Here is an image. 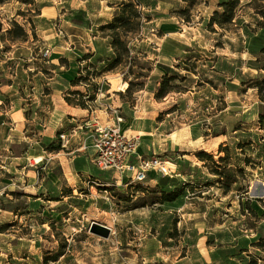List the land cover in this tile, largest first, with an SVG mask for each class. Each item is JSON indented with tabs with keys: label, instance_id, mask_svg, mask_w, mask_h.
I'll return each instance as SVG.
<instances>
[{
	"label": "rangeland",
	"instance_id": "obj_1",
	"mask_svg": "<svg viewBox=\"0 0 264 264\" xmlns=\"http://www.w3.org/2000/svg\"><path fill=\"white\" fill-rule=\"evenodd\" d=\"M127 1L140 14L126 34L129 57L76 89L89 111L122 118L120 130L140 137L142 159L165 161L171 174L152 172L146 181L157 176L159 186L136 188L91 163L83 185L71 191L64 159L54 157L62 149L59 135L51 128L40 134L39 110L54 127L61 82L77 66L100 69L113 57L108 31L100 27ZM219 1L191 8L184 0L0 5V264H264V250L255 247L264 239V122L258 121L264 85L255 87L264 79V19L250 0H240L231 25L209 26ZM16 27L26 37H14ZM73 48L93 57L80 66ZM58 64H69L67 72L53 70ZM161 65L182 79L170 82L175 92L156 100ZM128 81L130 93L122 87ZM200 151L215 162L227 153L218 168L236 176L227 193L219 183L226 177L214 175L215 165L197 158ZM173 189L181 196L162 202V190ZM92 223L109 228L110 236L90 233Z\"/></svg>",
	"mask_w": 264,
	"mask_h": 264
},
{
	"label": "trees",
	"instance_id": "obj_2",
	"mask_svg": "<svg viewBox=\"0 0 264 264\" xmlns=\"http://www.w3.org/2000/svg\"><path fill=\"white\" fill-rule=\"evenodd\" d=\"M6 1L7 0H0V5L4 4ZM16 1L23 3V4H33L34 3L33 0H16ZM184 1L187 3L188 8H191L197 5L202 0H184ZM259 2L264 3V0H250L248 4L254 6L253 10L256 16H259L260 18L264 19V4L256 5ZM239 3H240V0H220L218 2V7L220 11L215 10L211 13L208 25L209 26L216 25L220 28H224L227 25H231L236 18V11H237V7L239 6ZM186 10L182 11V13H185ZM139 15L140 14H139L138 9L136 8V5L133 4L131 1L123 2L118 5V9L114 13L113 19L108 24L100 27V30L108 31V36L110 37V47L112 48L113 57L110 58L107 61V63H105L100 69L92 68L94 66L93 63H90L88 66H85V67H80L78 69V76L75 77L70 82L71 86L76 87L82 84L84 81H89L88 77L90 76H98V75H102L103 73L112 72L121 64V62L124 59L129 57L130 49L128 48V41H127L126 34H128L130 30L129 28L131 26L132 21L138 18ZM70 31H73V29H70ZM12 33L14 37H18V36L26 37L23 29L19 27H16L15 31H13ZM71 36H73V38L76 37L75 35H71ZM92 57L93 55L89 53L83 55L81 59L78 60L79 65L81 66L82 62ZM64 62L66 63V61ZM90 66L91 68H89ZM190 67L191 65L189 67H186L187 70H190ZM161 68L164 71L165 75L163 77L162 82L160 83L159 88L154 93V98L156 100L163 98L164 96H166L167 94L171 92H175L176 88L170 85V82L177 80V79H182V77H180L177 73H175L171 69V67L162 66ZM124 81H127V80L124 79ZM127 84L128 86L126 87L125 92L130 93V91L132 90L133 84L131 81H128ZM260 84L264 85V79H262L260 82H257L255 87H257ZM259 91L261 92V88H259ZM85 95L88 96L89 102H92L94 100L93 95L89 96L87 92ZM83 96H84V93L79 90L67 91L66 94L64 95V100L70 106L81 108V109H89L87 102L82 99ZM263 120H264V115L260 114L259 119H258L259 123L262 124L264 122ZM220 134H224V133L215 134L214 136H219ZM221 151H222V147L220 146L219 153ZM224 151H228L227 147L224 149ZM196 156L202 162L206 160H210L215 165L214 169L212 170L214 175L219 176L220 178H222L223 176L226 177V182H222L220 180L219 183H220V187L223 189V192L227 193L230 190L232 184H235L236 182V176L234 174H233L234 176L233 177L234 179H233L231 176L230 177L226 176L224 171H219L218 169L220 168L221 163L225 161L227 157V153L225 156L219 157L218 161L216 162L212 159L211 155H209L208 153L204 151H200L196 153ZM239 170L240 171L238 172H241V169ZM157 186H159V183L157 184ZM136 188H141V185L137 184ZM154 191L155 190H153V192ZM11 194H14V193H11ZM181 194L182 193L179 189H173L171 191L162 190L161 201L162 202H173L177 198H179ZM28 196L36 198V196H33V195H28ZM0 206L3 207L2 201H0ZM255 247L258 248L259 250L260 249L264 250V239L258 240ZM249 264H257V263L256 261H253V262H249Z\"/></svg>",
	"mask_w": 264,
	"mask_h": 264
},
{
	"label": "crops",
	"instance_id": "obj_3",
	"mask_svg": "<svg viewBox=\"0 0 264 264\" xmlns=\"http://www.w3.org/2000/svg\"><path fill=\"white\" fill-rule=\"evenodd\" d=\"M73 49L74 51L80 54V56L77 57L76 59L78 61L79 58H81L84 55L83 50H76L75 48ZM61 59L68 61L67 56L57 57V60L59 63ZM57 68H60V70L64 69L66 73L69 68V64L65 68H63V65L58 64V66L54 67L53 70ZM78 69L79 67L77 66L76 73L73 74L72 77H69L67 79L66 81L67 83L64 80H63L64 82L63 81L61 82L62 86H64L63 87L64 89H61L60 91L61 95L58 97V100H57V104L59 105L60 109L57 113L59 115V118L57 122H55L54 127H53L54 121L51 120L49 115H47L46 111H43V108L42 110H39V112L41 113L40 123H42L41 125L42 133L40 134H42V136H44L43 132L48 133L51 128L55 132L56 136H58L60 133H66L70 137V141L67 145V147L68 146L69 147L68 148L66 147L65 149L62 148L61 150L54 152V157L60 160L64 159V161H61L60 163L61 168H62V174L67 179L70 177L71 180L75 184H77L76 186H74V183H73V185H70V187H67L71 191H73L74 189L78 190L80 188V185L81 184L83 185V181H82L83 179H80V177L81 178L86 177L87 175L86 169L88 168L87 164L92 163V165L94 166L93 164L94 151L91 147V144H92V139L96 136L95 134L96 127L118 125L119 128L123 131L122 118L117 117L121 120L120 123H117L116 117L111 118L110 115H107V114L105 115L106 117L104 115L101 116L97 114V112L89 111V109H81V108L73 107V106L68 105L65 102L64 95L66 94V91H68L69 89L78 90L76 89V87L70 86V82L75 77L78 76ZM53 70L51 71V73L53 72ZM65 73L60 74L61 78H64L63 76ZM67 87H69V89ZM51 96H52V91L50 93L42 94V97H51ZM41 102L42 103L47 102V100L46 101L42 100ZM48 110H49V106H48ZM142 154L143 153L141 152V150L137 149L135 154L131 157L130 162L135 164L138 158L142 156ZM116 173L118 174V178L120 181H121V178H124V177L129 179V174L118 173V172ZM158 179L159 177L155 176L149 179L148 182L146 181L145 183L140 184V185L144 186L146 184V186H155V184H157ZM119 182H117V184H119ZM59 199H62V196L59 197Z\"/></svg>",
	"mask_w": 264,
	"mask_h": 264
},
{
	"label": "built area",
	"instance_id": "obj_4",
	"mask_svg": "<svg viewBox=\"0 0 264 264\" xmlns=\"http://www.w3.org/2000/svg\"><path fill=\"white\" fill-rule=\"evenodd\" d=\"M117 123L120 122L116 118ZM96 136L92 139L94 151L93 164L100 171H116L129 174V180L136 184L146 182L148 174L154 172L161 175H169L171 171L166 168V162L159 158L142 159L131 163L130 159L135 154L139 145V136H127L115 126H98L95 129ZM61 148L65 149L70 141L66 133H60Z\"/></svg>",
	"mask_w": 264,
	"mask_h": 264
},
{
	"label": "water",
	"instance_id": "obj_5",
	"mask_svg": "<svg viewBox=\"0 0 264 264\" xmlns=\"http://www.w3.org/2000/svg\"><path fill=\"white\" fill-rule=\"evenodd\" d=\"M89 231L103 239H107L110 236V229L98 223H92Z\"/></svg>",
	"mask_w": 264,
	"mask_h": 264
},
{
	"label": "bare ground",
	"instance_id": "obj_6",
	"mask_svg": "<svg viewBox=\"0 0 264 264\" xmlns=\"http://www.w3.org/2000/svg\"><path fill=\"white\" fill-rule=\"evenodd\" d=\"M126 86H127V84H126V83H124V84H123V86H122V87H123V89H125V88H126Z\"/></svg>",
	"mask_w": 264,
	"mask_h": 264
}]
</instances>
